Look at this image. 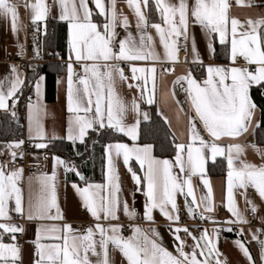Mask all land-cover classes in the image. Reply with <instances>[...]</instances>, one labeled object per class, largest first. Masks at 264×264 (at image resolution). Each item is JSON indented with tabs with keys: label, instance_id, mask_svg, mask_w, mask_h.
<instances>
[{
	"label": "snow or ice",
	"instance_id": "obj_1",
	"mask_svg": "<svg viewBox=\"0 0 264 264\" xmlns=\"http://www.w3.org/2000/svg\"><path fill=\"white\" fill-rule=\"evenodd\" d=\"M58 2L61 13L60 19L66 21L69 26V56L68 70V88H67V107L68 111L75 113L74 124L77 127L78 134L73 135L70 129L69 139H79L83 142L86 131L98 125V128H111L116 132L129 136L133 141L137 140L138 126L140 120L137 119L134 125L128 126L123 122L127 111L123 101L115 94L114 76L115 73L121 81H127L129 77L125 76L122 68H107L101 71L100 61L107 62L111 60L136 62V61H154L160 62V56L148 49L153 38L146 33L148 27L147 19L141 11V0H127L129 7L134 8L137 17V30L141 32L139 41L133 37L131 32H127L124 39L118 41V50L113 49L112 43L116 39L115 28L118 23L127 31L128 20L123 17L118 20L115 3L111 0V17L107 18L104 0H93L95 7L99 10L98 14L106 16V23L98 26L92 21V10L88 7V0H54ZM147 7L149 0H142ZM237 5L244 4V0H236ZM26 8L31 10L32 23L35 26L37 22L46 19L49 5L46 0H34L29 2L25 0ZM155 6L160 13L162 23L167 27H162L159 23L151 25L159 35L160 42L165 50V57L173 63L178 62L177 39L183 37L188 39V27L190 19L198 23L210 36L218 35L220 44H230V59L233 63L238 57H242L247 65H255L254 70L247 67H232L226 69L218 66H208V77L202 84L197 82L189 72L186 76L177 77L174 84L187 83L185 89L193 116H189V144H178L177 155L174 163L168 160L159 161L151 156V146L129 147L127 144L118 143L108 145L107 147V174H108V192L101 195L105 186L88 185L84 188L73 184V188L80 195L84 207L90 212L92 217L100 221L101 214L106 221L118 220L117 212L120 210L121 203L125 215L129 219H134L136 213L129 209L127 201L121 202L119 199V177L116 174L115 160L122 156L123 163L127 166L132 175L134 183L137 185V191L140 186L146 183V196L144 216L147 220H152V211H159L170 221L179 220V209L176 204V194H185L187 187V197H191V205L187 204L190 215H194L195 208L203 204V211L200 214L201 219H208L203 212H212L211 205L213 196L210 182L203 179V184L207 189L206 196H202L200 201L194 194L191 183V176L204 173L206 162L205 152H210L214 160L218 155H225V149L219 146L216 141L223 137L236 138L242 133L248 131V126L252 121L256 105L252 102L249 94L252 85L264 84V42H262L259 29L264 28V18L253 21L247 20L242 24L238 19L229 17V0H177L176 3H166L165 0H155ZM18 5L11 0H0V16L11 18V29L16 33L18 29ZM238 29H245L238 31ZM211 48V45H209ZM193 51L195 44L193 42ZM23 48L21 46L22 54ZM38 55V53H37ZM76 62H85L82 64L84 76L79 78V84L82 89H74L73 85V59ZM86 62H92L91 64ZM131 79L134 81H143V87L137 83L135 86L141 90V96L147 90L149 76L152 80V89L147 98V103H153L152 95L155 89L156 68L130 66ZM164 72L174 71V69H164ZM11 72L15 74L14 79L5 77L0 80V109L7 108V101L13 98L23 85L24 81L17 74L15 66L11 67ZM90 74V76H89ZM139 74V75H138ZM94 80V84L90 81ZM227 81H230L228 83ZM128 87H133L129 84ZM107 89V106L103 107L105 100L104 91ZM175 93L173 92V96ZM93 96L95 101H93ZM178 103V102H177ZM132 110L141 115L139 105L133 100ZM83 113V115H81ZM91 114V115H90ZM143 119L147 120L148 115L143 113ZM197 121L202 124L204 131L210 140L206 141L197 129ZM38 135L42 138L43 132L39 121H36ZM199 146H194L196 143ZM23 141L15 145L20 147ZM38 148L47 147L44 143L36 145ZM241 151L240 145H229L227 165V208L235 217L234 220H228L226 223H247L236 206L233 190L235 188L247 189L254 188L261 199H264V166H256L241 161V167L235 168L234 159L231 155L232 149ZM13 160L16 153H12ZM135 158L140 168L145 174L141 178L130 166V160ZM57 164L63 165L66 171H75L74 167H68L65 161L57 158ZM173 167L179 168L180 174L173 173ZM22 173L21 169L6 173L4 166L0 165V220H10L7 214V204L10 200H15V211L22 213L20 189L17 187V180ZM76 175H80L76 172ZM49 179H54V176ZM246 203L251 205V210L256 211V206L251 201ZM169 205L171 210H169ZM195 206V207H192ZM31 207L36 215L31 213L28 219H63L62 215H51V209L57 207L54 186L51 197L41 196ZM215 223V221H213ZM0 230L4 233L15 234L23 231L18 225L0 223ZM51 235L47 238L62 241V243L41 244L39 237L37 240V256L39 259L36 264H93L91 256L97 257L95 264H109L108 247L111 244L118 249L126 258L128 264H210V259L215 257L216 264H221L219 260V250L216 243L209 236L208 230L204 229L200 238L192 237L194 245L191 252L184 251V241L178 235L181 231L191 235L187 228L174 229L175 239L179 241L176 245V255L162 247L155 239H150L144 230L134 227L133 235L127 238L120 235L121 226L118 224H109L104 227L97 223L94 227H89L84 234H76L71 225H64L62 228L55 226L45 229ZM227 231H232L228 228ZM242 231V230H241ZM152 235H158L154 229H149ZM218 237V231L214 230ZM61 233V234H57ZM99 239H95L96 234ZM13 239L15 236L13 235ZM253 239L257 240L261 246V258L264 259V241H260L254 234ZM203 241V244L201 243ZM237 246L248 258L250 264H254L252 256L242 243L237 242ZM99 247L100 251L97 250ZM203 257V259H200ZM19 259V248L15 245L4 244L0 242V264H16Z\"/></svg>",
	"mask_w": 264,
	"mask_h": 264
},
{
	"label": "crops",
	"instance_id": "obj_2",
	"mask_svg": "<svg viewBox=\"0 0 264 264\" xmlns=\"http://www.w3.org/2000/svg\"><path fill=\"white\" fill-rule=\"evenodd\" d=\"M11 2L18 5L19 30L16 33H13L11 29V18L0 16V80H3L5 77L14 79L15 74L11 72V67L15 66L17 74L23 79L24 83L15 96L7 101V108L0 110L11 111L14 115L22 116L24 135L20 140L10 142L8 149L5 151L3 157L0 158V165H2L4 159H12L13 152L16 153V157L22 156L25 150L24 141L27 140L30 142L31 155L35 158L44 159L47 163V168L43 169L39 166L19 168L22 170V173L17 180V187L20 189L22 213H17L15 211V200H10L7 204V214L11 219L0 220V223L18 225L23 231L12 234L4 233L0 230V242L15 245L17 237L21 236L22 245L18 247L19 259L16 261V264H36V261L39 259L36 254L38 237L40 238L39 243L41 244L62 243V241L47 238L51 235L45 231L47 228L53 226L62 228L64 225H71L76 234H84L85 232L82 233L80 231L82 225H85L88 229L89 227H94L97 223H100L106 228L109 224H118L121 228L124 225H128L131 228L130 233L126 235L122 234L120 231V235L123 237L127 238L132 236L134 227H139L144 230L145 234L149 235L150 239H155L162 247L173 253V255H176V245L179 241L175 239L176 233L171 231L168 227V223L172 221L168 220L159 209H154L152 211L151 221L145 218L144 211L146 196L144 195V192L146 191V183L142 182L140 190L137 191V185L134 183L127 166L124 165L122 156L115 160L116 174L119 179L118 181H114V183L119 184L120 191L118 195L120 201H127L129 209L136 213L134 219H129V217L125 215L121 203L120 210L117 212L119 217L118 220L106 221L103 219L102 214L100 221L95 220L90 212L84 207L80 195L73 188V184L80 188H84L88 185H103L105 188L101 192V195L107 194L109 190L107 187L108 145H115L118 143L127 144L129 147H144L148 145L151 146V156L156 160H168L174 163L177 151L172 156L161 157L155 155L154 148L151 144H142L138 142L140 124L142 121H146L143 119L142 114L146 113L148 115L147 120H149L152 114V106L157 105L165 116L169 128L176 137L178 144L183 143L187 145L191 143L188 118L189 116L194 115V111L191 109L185 91L187 83L182 82L183 86H181V84H174L177 77L186 76L190 72L192 77L202 84V82L208 77V66H218L226 69L232 67H247L250 70H254L256 66L247 65L242 57H238L235 63H233L230 59V44H220L218 35L210 36L198 23L193 22L191 19L188 27V39L187 41L184 40L187 44L184 60H180L182 53L178 51V62L173 63L168 61L165 57V50L160 42L159 35L151 25L159 23L162 27L167 26L162 23L160 13L155 6V0H152L155 7L154 13L152 14L150 13V0L147 7L144 6L141 0V11L144 13L148 22V27L145 31L153 38L152 43L146 50H151L157 53L160 56L161 61H136L131 62L130 64V62L127 61L111 60L107 62V67H105V62H99L102 72L106 71L107 68H122L123 64L127 65L129 69V75H125L129 77L126 82L121 81L115 73L113 74V87L115 94L123 101L127 108L123 119L124 124L131 126L136 123L137 119L140 120L137 140L133 141L129 136L120 133L128 140L106 142L103 145V148H97V154L95 157L83 162L82 157L78 156L75 159L82 162H75V160H68L64 156L49 150L47 147H36L39 143L48 145L50 142L57 139H63L73 144L81 142L78 138L74 140L68 138L70 129L73 135L78 134L77 127L74 124L76 114L69 112L67 107L68 64L62 65L57 62L47 63L41 60L45 57L46 50H52L62 51L63 57L69 61V56L72 54L69 51L68 23L59 18L61 9L59 3L54 2V0H46V3L49 5L47 17L45 20L37 22L35 26L32 23L31 10L24 6L25 0H11ZM29 2H34V0H29ZM165 2L176 3L177 0H165ZM189 3L191 4L192 0H189ZM229 3V17L238 19L242 24H245L249 19L256 21L264 18V0H244V4L242 5H237L236 0H229ZM104 4L106 8V16L107 18H110L111 0H104ZM88 7L92 10V21L98 26H101L102 30L103 24L106 23V16L98 14L99 10L95 7L93 0H88ZM115 10L119 21H122L123 17H127L129 26L126 31L120 23L117 24L115 28L117 36L114 40L116 44L115 46H112L114 51L118 50V41L124 39L127 32H131L137 42L141 35V32L138 31L136 27L137 17L134 8L129 7L127 0H116ZM51 21L53 25L51 33L55 36L53 40L46 43V38L43 36L47 33L48 25ZM244 30L245 29H238V31ZM259 31L262 42H264V28L259 29ZM30 33H33L35 36L30 35ZM180 38L184 39L183 37ZM193 42L195 44V51H193ZM209 45H211V48ZM21 46L23 52L22 54H18L21 52ZM8 56L20 60L28 58L31 61L27 66H22L17 62L7 61L6 58ZM71 62H76L74 55ZM76 63H78L83 70L82 64L85 62ZM86 63L91 64L92 62ZM159 63L172 64V69H174V71L161 72L159 69ZM131 65L145 68L154 66L156 68L155 89L154 94L152 95L153 103L149 104L146 102L152 89L151 76H149L147 90L144 93V98H142L141 90L135 85L139 83L143 87V81H134L131 79ZM59 73H62V76L59 77ZM53 74L54 80L53 82L50 81V83H52V88L49 89V75L51 76ZM84 75L85 73L83 71L82 76ZM90 82L94 84V80ZM227 82L230 83V81ZM129 84H132L133 87H128ZM73 85L74 89H82L83 87L79 84V80H73ZM258 86H262L263 90L264 84L252 85L249 90L250 98L252 102L255 103L256 108L254 110L252 121L248 126V131L242 133L236 138L223 137L221 140L216 141L219 146L225 149V155H218L213 160L210 152L206 151L204 173L202 175L198 173L197 175L191 176V183L198 202L202 196H206L207 194L203 179H207L210 182L213 192L211 205L214 210L212 212H203V215L208 217V219H206L208 222L212 223V225L206 229L208 230L209 236L216 243V247L220 253L219 260L221 264H250L248 258L237 246V242L242 243L247 247L254 264H264V259L261 258L260 243L253 239V235L255 234L260 241H264V199L260 198L254 188L248 187L246 190L235 188L233 190L236 206L243 217L247 220V223H226L228 220L235 219L227 208V173L229 169L226 157L228 155V146H241V151H239V153L235 148H233L231 152L234 159L233 166L235 168L241 167V161L256 166H264V144H258L256 142V129L261 123V108L254 101L252 91L254 87ZM173 92L175 93L174 96ZM27 93L31 94L34 98L24 101ZM262 93L264 92L262 91ZM104 96L105 100L102 106L106 108L107 89L104 91ZM133 100L139 105V111L141 113L139 117L137 116V113L132 110ZM93 101H95L94 96ZM81 115H83V113H81ZM37 120L39 121L40 128L43 132L42 138L37 132ZM97 128L98 125H94L93 128L88 129L84 139L90 130ZM197 129L206 141L210 140L199 121H197ZM21 141H23V143L20 144V147H15V145ZM194 146H199V143L197 142ZM78 154H81V152ZM57 158L65 161L68 167H74L75 171H66L63 165L57 164ZM79 163L84 167V173L81 171ZM129 163L132 170L143 178L145 172L140 168V165L136 162L134 157ZM210 166H212L213 170L222 171L223 168L226 170L222 173L212 174L209 171ZM4 170L6 173H11L17 169L6 170L4 168ZM76 172H79L80 175H76ZM173 173L180 174L181 177L184 178V174L179 173L178 167H173ZM53 176L54 179H49ZM53 186L59 213L56 208H53L51 209V215L55 216L59 214L63 216V219H28L30 213L36 215V212L31 205L41 196L50 198ZM186 193L187 187H185V194H176V204L178 208L185 210L187 220L193 222L195 213L194 215H190L188 206L186 205V200L187 204L191 205L192 198L187 197ZM245 197L256 206L258 219L255 222H251L246 215L247 209L251 208V205L246 203ZM199 208L203 211V204H201ZM169 210H171L170 205ZM213 221H215V223ZM234 225L239 226L237 231L235 230ZM176 228H187L191 233V235H188L183 231L178 233L184 241V251L191 252L194 245L192 237L200 238L202 234L198 235L196 233L197 228L192 225L178 226ZM228 228H231L232 231H227ZM149 229H154L158 235H152L148 232ZM214 230L218 231V237ZM232 234H236L237 236H233ZM13 235L15 236V239H13ZM260 236H262V238H260ZM94 238L98 240L99 234L97 233ZM201 243L203 244V241H201ZM97 250L100 251L99 247ZM90 259L93 261V264H95L97 257L91 256L90 254ZM108 259L109 264H128L123 254L111 244L108 247ZM200 259H203V257H200ZM210 264H216L215 257L210 259Z\"/></svg>",
	"mask_w": 264,
	"mask_h": 264
},
{
	"label": "trees",
	"instance_id": "obj_3",
	"mask_svg": "<svg viewBox=\"0 0 264 264\" xmlns=\"http://www.w3.org/2000/svg\"><path fill=\"white\" fill-rule=\"evenodd\" d=\"M154 10V4L152 0H150V13H154ZM51 30H53L52 21L48 25L47 33L43 36L46 38V43L54 39L55 35H52ZM53 80L54 74L51 76L49 75V89L52 88V83H50V81L53 82ZM252 91L254 101L261 108V123L256 129V142L258 144H264V93H262V86L254 87ZM151 112V118L142 121L140 124L138 142L142 144H151L154 148V153L157 156L167 157L174 155L177 151L176 146L178 145V141L171 132L165 116L157 105L152 106ZM23 135L24 124L22 116L14 115L11 111L0 110V158L3 157L11 141L20 140ZM119 140L126 141L128 139L119 132L106 127L104 129L97 128L90 130L83 142L73 144L63 139H57L50 142L47 145V148L64 156L68 160H75V162L79 161L75 158L80 156L84 162L85 160H90L96 156L98 147L103 148V145L106 142ZM79 152H81V154H78ZM79 167L84 173V167L80 165V163ZM225 170V168H223L222 171L213 170L212 166H210L209 169L212 174L222 173ZM232 235L237 236L236 234Z\"/></svg>",
	"mask_w": 264,
	"mask_h": 264
},
{
	"label": "built area",
	"instance_id": "obj_4",
	"mask_svg": "<svg viewBox=\"0 0 264 264\" xmlns=\"http://www.w3.org/2000/svg\"><path fill=\"white\" fill-rule=\"evenodd\" d=\"M30 35H34L33 33H30ZM35 36V35H34ZM116 42L113 41L112 46H115ZM177 47L179 49V52L182 53V57H180V60L183 61L184 57L186 55V50H187V44L184 41V39L179 38L177 40ZM7 61H13V62H17L22 66H27L29 64V62L31 60H29L28 58L25 59H16L14 57L8 56L6 58ZM44 62L47 63H53V62H57L60 63L62 65H67L69 63L68 59H65L63 57V53L62 51H52V50H46V54L45 57L41 59ZM73 69H74V74H73V80L77 81L79 80V78L83 75V70L80 67V65L76 62H73ZM122 69L124 70V74L125 75H129V69L127 67V65L123 64L122 65ZM159 69L161 72H164V69H172V64H164V63H159ZM62 76V73H59V77ZM264 92V88L262 90ZM34 97L27 93L25 95V100H30L33 99ZM24 153L22 156L19 157H15V159H4L2 161V165L4 166V168L6 170H11V169H19V168H25V167H30V166H39L42 167L43 169L47 168V163L44 159L42 158H35L31 155V151H30V142L25 140L24 141ZM179 209V220L178 221H172L168 223V227L171 231H173L176 227L178 226H195L197 228L196 233L198 235L203 233V230L206 229L207 227H209L210 225H212V223L208 222L206 219H201L200 218V214L202 212V210L200 208H195V218L193 220V222H189L187 220L186 217V212L184 209L182 208H178ZM247 217L250 219L251 222H255L258 219V213L257 211L253 212L251 210V208L247 209L246 212ZM238 225H234L235 230L237 231L238 229ZM86 226L82 225L81 226V232L84 233L86 231ZM131 228L128 225H124L121 228V232L122 234L126 235L128 233H130ZM260 238H262V236H260ZM22 245V237L18 236L16 241H15V246L20 247Z\"/></svg>",
	"mask_w": 264,
	"mask_h": 264
}]
</instances>
